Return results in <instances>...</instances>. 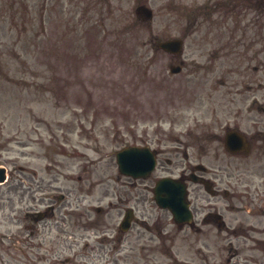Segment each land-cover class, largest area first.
I'll use <instances>...</instances> for the list:
<instances>
[{"label": "rangeland", "instance_id": "374dc122", "mask_svg": "<svg viewBox=\"0 0 264 264\" xmlns=\"http://www.w3.org/2000/svg\"><path fill=\"white\" fill-rule=\"evenodd\" d=\"M201 1L150 0L148 6L155 18L143 23L134 16L137 0H126L122 3V30H102L92 25L94 18H80L88 3L81 4L78 13H73L69 0H0V166L7 167L10 178L0 186V232H10L11 217L24 216L18 208L25 206V202L19 203L14 198L17 195L10 194L15 185L11 179L19 177L16 169L23 166L27 171H38L36 180L40 172L46 186L51 181V186L58 187L55 194L67 196L62 203L64 216L60 217L62 233L57 235L61 241L84 228L95 233L104 225L112 227L116 236L121 217L118 213L122 215L131 206L136 208L137 218L163 224L164 238L161 243L156 241L158 261L169 262L172 257V264L199 263V234L174 226L169 213L156 207L151 193L140 181L122 176L117 170L115 152L140 138L152 139L156 132L158 136L164 135L162 142L166 146L184 141L196 144L191 148L201 153L195 134L202 126L194 129L190 141L182 136L194 124L193 117L211 122L215 109L228 116L229 109L221 111L227 104L222 105L223 90L215 82L222 76L221 68L215 60L209 61L220 33L227 30H216L219 25L208 30L213 26L209 22L207 30L199 26L183 47L182 58L188 65L176 76H169L168 57L152 46L156 38H183L188 32L185 15L195 11ZM158 17L167 26L165 30L158 27ZM110 23L117 25L116 20ZM254 27L260 30L261 20ZM237 70L223 74L226 85L237 73L238 88L244 90L246 85H252L257 101L264 105L263 91H256L254 73L250 76L244 65H238ZM243 103L241 96H237L232 107H245ZM216 145L213 143L212 149H217ZM201 163L213 171L212 168L223 165L209 156ZM163 164L174 173L183 165ZM159 173L160 170L156 171L154 178ZM21 175L25 179L19 188L24 192L31 179ZM54 176L58 177L57 182H53ZM257 180L252 179L255 185ZM200 193L207 201L218 203V211L222 210L227 223L233 218L227 201L206 196L202 189ZM25 197L26 194L21 198ZM97 206L103 211L101 215L94 212ZM86 209L92 225L84 221V216L77 215L86 213ZM201 216L200 213L195 217L196 223L200 224ZM244 216L258 227L262 225V217L258 220L240 214L236 218L241 220ZM204 230L209 233L206 244L212 255L210 264L224 263L226 253L214 246L215 227L203 226ZM82 243L78 242L79 247ZM115 245L118 242H106L100 257H90L91 263L87 264H122L112 250ZM100 248L96 244L95 252ZM72 254L64 250L58 258ZM75 255L81 262L89 261L83 251ZM13 256L25 264L12 249L0 248V263L17 264Z\"/></svg>", "mask_w": 264, "mask_h": 264}, {"label": "flooded vegetation", "instance_id": "af4514ba", "mask_svg": "<svg viewBox=\"0 0 264 264\" xmlns=\"http://www.w3.org/2000/svg\"><path fill=\"white\" fill-rule=\"evenodd\" d=\"M45 1V0H44ZM63 1V0H59ZM73 3L71 12L78 13L81 4L88 3L86 10L81 17H92L93 26H99L102 30H122L124 26L121 20L124 18L123 2L126 0H69ZM143 1L139 0L138 6ZM169 6V3L167 4ZM186 20V30H197L196 25L202 26L207 30L206 23L213 24L211 28L219 27L216 30H227L219 35L220 41L217 44L215 60L219 64H227L225 72H237L239 63H244L251 70L260 74L256 80V90H262L264 94V0H202L195 11L190 10ZM160 18V17H158ZM163 18V17H161ZM116 20L117 25L111 26L110 21ZM261 20L262 27L257 30L254 24L258 25ZM158 26V22H157ZM160 29L165 30L167 26L161 24ZM97 28V27H96ZM95 28V29H96ZM261 43H258V42ZM169 61H178L177 56H169ZM251 76V75H250ZM219 81L225 83L224 76H219ZM237 73L234 79L226 85V95L224 101L229 100L231 105L236 104L238 95L244 99L245 107H225L228 116L216 117L219 122H208L201 124L195 135L200 144L198 148L202 149L201 153H195L189 150V143L179 142L177 146L167 147L162 141L152 138L149 144L145 142L138 143L140 147L149 146L150 150L156 157L157 165L165 161L167 164L184 162L186 165L181 166L178 177L182 180H188L192 174L197 175L198 187L204 188L206 185L213 198L222 197L228 201V210L233 215L232 219L225 221L223 214L218 212L216 203L209 201L203 204L204 197L199 194V189L189 188V196L192 199L194 213L204 212L201 222L204 227L213 226L216 228L214 235L215 248L226 253V264H264V105L255 101L256 93L253 92L252 85H246L244 92L238 91ZM257 104V105H256ZM218 111H215L217 113ZM215 130V132H211ZM236 131L244 136L247 150L241 154H231L224 148V137L228 131ZM224 131L221 136L220 132ZM216 141L217 149H212V143ZM196 146V145H193ZM192 146V147H193ZM212 157L218 165L213 170L206 169L198 171L196 168L206 157ZM195 162V164H191ZM236 162H239L238 164ZM161 172H166L163 165H159ZM29 174L31 181L26 183L22 191L19 185H23L25 177L19 175L11 180L15 182L14 188L10 194L17 195L14 197L19 203L25 206L18 208L24 213L23 221L17 217L21 224L15 225L13 231L7 236H0V248H10L20 258L25 260V264H64L62 260L55 259L60 251V244L55 238L49 236V233L58 228V217L61 215V202L63 197L56 196L51 198L54 187L46 186L45 176L39 172L38 180L35 174ZM39 178L41 180H39ZM257 178L258 185L252 181ZM149 180V179H148ZM146 181V180H141ZM53 182H57V176L53 177ZM26 194V197L21 198ZM105 191V196H107ZM19 196V197H18ZM80 202V199H77ZM81 203V202H80ZM135 206L137 204L135 203ZM260 209V210H258ZM23 210L25 212H23ZM245 213H242V212ZM221 215L217 218L216 215ZM240 214H248L249 217L259 220L262 217V225L257 226L254 221L237 219ZM85 221L91 220L87 213H77ZM236 222L233 224V222ZM159 226L154 220L142 219L136 221L133 219L130 228L121 234V240L118 248V254L122 264H158L157 255H155L154 242L155 235ZM200 235L198 240L201 243L199 248L200 260L198 264H210L212 255L209 254L210 247L206 244V238H209L208 231L203 228H194ZM103 233L109 234L110 228L106 227ZM86 230L79 234V238L87 235ZM49 238V240H47ZM73 241L76 238L72 237ZM75 244L71 243V247ZM5 246V247H3ZM99 252H95L93 246H85L83 254L89 260L81 262L75 258L71 259L70 264H87L91 263L90 257L99 256L103 251L101 245ZM17 264H23L17 257L13 256ZM69 260H66V263ZM69 264V263H67ZM212 264H223L221 261Z\"/></svg>", "mask_w": 264, "mask_h": 264}, {"label": "water", "instance_id": "95a60500", "mask_svg": "<svg viewBox=\"0 0 264 264\" xmlns=\"http://www.w3.org/2000/svg\"><path fill=\"white\" fill-rule=\"evenodd\" d=\"M119 170L133 177H146L154 167V158L144 157L135 148H127L117 153ZM3 178L0 180L2 181ZM155 199L160 207H167L178 221L188 213L184 186L178 181L165 179L158 183Z\"/></svg>", "mask_w": 264, "mask_h": 264}]
</instances>
